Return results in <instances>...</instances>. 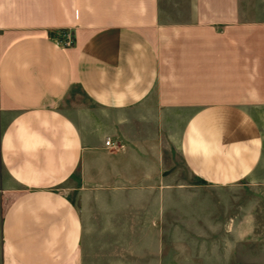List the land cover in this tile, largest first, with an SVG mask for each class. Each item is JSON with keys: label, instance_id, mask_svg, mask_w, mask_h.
<instances>
[{"label": "crops", "instance_id": "1", "mask_svg": "<svg viewBox=\"0 0 264 264\" xmlns=\"http://www.w3.org/2000/svg\"><path fill=\"white\" fill-rule=\"evenodd\" d=\"M256 112L264 0H0V264H218L176 246L264 188Z\"/></svg>", "mask_w": 264, "mask_h": 264}, {"label": "rangeland", "instance_id": "2", "mask_svg": "<svg viewBox=\"0 0 264 264\" xmlns=\"http://www.w3.org/2000/svg\"><path fill=\"white\" fill-rule=\"evenodd\" d=\"M62 36V35H61ZM62 38L59 40L62 43ZM74 99L87 103L82 98L79 91L76 92ZM255 115L260 120V125L264 132V113L256 112ZM261 117V118H260ZM172 160L179 165L177 153L172 149ZM214 216L216 239L205 238L199 241H184L178 246L184 250H200L206 248V262L213 258L214 245L217 246L218 264H264V188L252 189L243 187L228 191L213 190ZM257 203H256V202ZM234 204H231V203ZM244 202L243 204H238ZM252 210L251 219L245 220L244 225L239 222L247 212L242 213V209ZM250 211H248L249 213ZM241 223L240 235H236L235 228ZM253 231L252 234L244 232ZM244 234V235H241ZM184 254L189 256L190 251ZM194 264H203L202 259L192 258ZM213 262V261H212Z\"/></svg>", "mask_w": 264, "mask_h": 264}, {"label": "built area", "instance_id": "3", "mask_svg": "<svg viewBox=\"0 0 264 264\" xmlns=\"http://www.w3.org/2000/svg\"><path fill=\"white\" fill-rule=\"evenodd\" d=\"M61 38H62L61 40H62L63 46L69 47V46H71L73 44V39H72V36H71V34L69 32H66V31L63 32ZM105 144L107 146H110L109 140H107L105 142Z\"/></svg>", "mask_w": 264, "mask_h": 264}]
</instances>
